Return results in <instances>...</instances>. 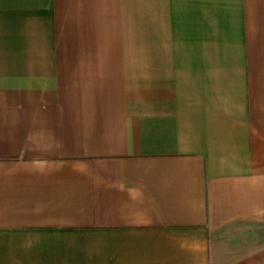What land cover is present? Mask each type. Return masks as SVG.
<instances>
[{
    "label": "crops",
    "instance_id": "0c3cea01",
    "mask_svg": "<svg viewBox=\"0 0 264 264\" xmlns=\"http://www.w3.org/2000/svg\"><path fill=\"white\" fill-rule=\"evenodd\" d=\"M0 264H264V0H0Z\"/></svg>",
    "mask_w": 264,
    "mask_h": 264
}]
</instances>
